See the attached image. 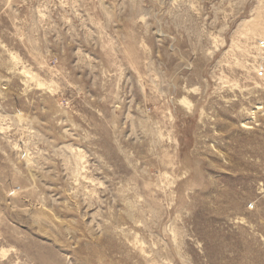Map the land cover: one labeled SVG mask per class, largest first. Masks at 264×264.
Returning <instances> with one entry per match:
<instances>
[{"label":"rangeland","instance_id":"374dc122","mask_svg":"<svg viewBox=\"0 0 264 264\" xmlns=\"http://www.w3.org/2000/svg\"><path fill=\"white\" fill-rule=\"evenodd\" d=\"M0 264H264V0H0Z\"/></svg>","mask_w":264,"mask_h":264}]
</instances>
